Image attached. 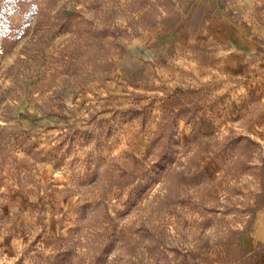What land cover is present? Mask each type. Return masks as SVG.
<instances>
[{"label": "rangeland", "instance_id": "1", "mask_svg": "<svg viewBox=\"0 0 264 264\" xmlns=\"http://www.w3.org/2000/svg\"><path fill=\"white\" fill-rule=\"evenodd\" d=\"M222 17L248 64L155 82ZM0 264H264V0H0Z\"/></svg>", "mask_w": 264, "mask_h": 264}, {"label": "crops", "instance_id": "2", "mask_svg": "<svg viewBox=\"0 0 264 264\" xmlns=\"http://www.w3.org/2000/svg\"><path fill=\"white\" fill-rule=\"evenodd\" d=\"M214 25L216 26L215 32L212 33L210 28L206 38L184 36L181 41L170 42L167 39L164 43H161V38L156 39L154 41L153 62L159 61L162 64L153 63L155 66L153 68L155 82H164L166 86L181 84L182 86L199 88L203 86L204 81L207 83L209 79L207 76L215 72L216 62L226 60L248 64L254 53H258L259 48H261L254 42L258 28L250 20L243 22L229 17H222L216 20ZM211 35L212 37H210ZM214 39L216 42L213 41V44L216 47L212 49L211 43ZM197 49L204 50L206 57H209V62L207 61L204 66L197 65L199 57L194 54L198 51ZM184 75L192 78L191 82L185 80L187 85L181 82ZM161 85L163 84L161 83ZM155 88L160 89V86H155Z\"/></svg>", "mask_w": 264, "mask_h": 264}]
</instances>
